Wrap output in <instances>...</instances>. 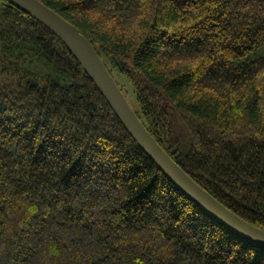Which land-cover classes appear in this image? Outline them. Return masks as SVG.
Wrapping results in <instances>:
<instances>
[{
  "label": "trees",
  "instance_id": "16d2710c",
  "mask_svg": "<svg viewBox=\"0 0 264 264\" xmlns=\"http://www.w3.org/2000/svg\"><path fill=\"white\" fill-rule=\"evenodd\" d=\"M41 1L175 162L264 229V0ZM0 264H264V246L182 192L63 39L1 0Z\"/></svg>",
  "mask_w": 264,
  "mask_h": 264
},
{
  "label": "water",
  "instance_id": "95a60500",
  "mask_svg": "<svg viewBox=\"0 0 264 264\" xmlns=\"http://www.w3.org/2000/svg\"><path fill=\"white\" fill-rule=\"evenodd\" d=\"M8 1L38 18L51 27L63 39L69 49L81 62L89 76L97 84L136 142L182 192L238 235L264 246V229L249 223L219 201L204 187L198 184L165 151L155 137L148 131L124 92L106 68L92 42L76 25L62 17L41 0Z\"/></svg>",
  "mask_w": 264,
  "mask_h": 264
},
{
  "label": "rangeland",
  "instance_id": "374dc122",
  "mask_svg": "<svg viewBox=\"0 0 264 264\" xmlns=\"http://www.w3.org/2000/svg\"><path fill=\"white\" fill-rule=\"evenodd\" d=\"M0 3H1V0H0ZM118 78V77H117ZM129 90L128 91H126L127 92V95H129L128 97L131 99L130 101L132 102V104H133V106L135 107V108H137V103H136V101H135V96H134V94H133V92H132V90H130V88L129 87H127ZM126 95V94H125ZM127 97V96H126ZM129 101V102H130ZM131 104V105H132ZM133 107V108H134ZM135 110V109H134ZM193 178V177H192Z\"/></svg>",
  "mask_w": 264,
  "mask_h": 264
}]
</instances>
